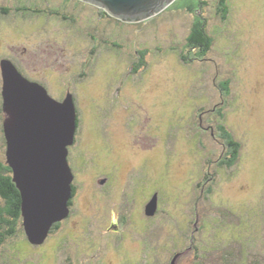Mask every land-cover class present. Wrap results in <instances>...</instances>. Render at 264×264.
Returning <instances> with one entry per match:
<instances>
[{
	"label": "rangeland",
	"instance_id": "obj_1",
	"mask_svg": "<svg viewBox=\"0 0 264 264\" xmlns=\"http://www.w3.org/2000/svg\"><path fill=\"white\" fill-rule=\"evenodd\" d=\"M176 1L115 22L88 1L0 0V64L56 99L71 91L79 120L69 216L41 245L18 224L0 264H264V0H229L226 20L218 0ZM198 16L215 41L196 59ZM220 123L241 145L234 160ZM0 147L5 160L1 117Z\"/></svg>",
	"mask_w": 264,
	"mask_h": 264
},
{
	"label": "water",
	"instance_id": "obj_2",
	"mask_svg": "<svg viewBox=\"0 0 264 264\" xmlns=\"http://www.w3.org/2000/svg\"><path fill=\"white\" fill-rule=\"evenodd\" d=\"M102 6L112 16L139 21L174 0H84ZM3 130L6 161L22 196L23 226L29 242L43 244L52 228L66 219L74 195L69 162L79 124L71 91L62 100L40 82L27 78L10 59L1 61ZM157 196L147 206L157 210ZM179 254L170 264H178Z\"/></svg>",
	"mask_w": 264,
	"mask_h": 264
},
{
	"label": "trees",
	"instance_id": "obj_3",
	"mask_svg": "<svg viewBox=\"0 0 264 264\" xmlns=\"http://www.w3.org/2000/svg\"><path fill=\"white\" fill-rule=\"evenodd\" d=\"M71 1V0H69ZM78 2H84L87 4L88 2H85L84 0H76ZM186 6L189 7L191 11H195L196 9H200L202 5L207 4L204 0H198L199 3L194 5L192 3V0L186 1ZM90 4V3H88ZM180 4V6H184L185 2L183 3L181 0H177L175 6ZM200 4V5H198ZM196 6V7H195ZM22 10H30L32 12H40L36 9L37 6L33 8L28 7H21ZM8 11V9H6ZM218 11L223 20H226L229 18L230 15V4L229 0H218ZM56 14L58 11H55ZM105 18L108 17V19L112 18L113 16L108 13V11H104ZM112 16V17H111ZM115 20V22H124V20H121L120 18L118 20L112 18ZM215 37L213 34H211L205 25L204 19H200L199 16L196 18L191 32L187 37V43L186 47L188 48V51L190 53H193L197 58H202L208 54V52L211 50V48L214 45ZM140 52V61L141 64L144 63L143 56L146 53V51H138ZM188 54H181L183 60L193 59L194 57H189ZM140 65V64H139ZM220 85L222 86L223 90L226 94L230 93L231 85L230 80H223ZM3 102V99H2ZM221 116H223L222 112H220ZM0 117L4 119V112L3 107L1 105L0 107ZM220 134L225 137L226 145L229 148V155L230 158H227L229 160H234L236 157H238L239 150H240V143L234 139L232 133L229 131L227 126L223 123H220L219 125ZM4 133V130H3ZM6 143V139H5ZM1 149V147H0ZM6 156V152H5ZM76 190V186L74 185V192ZM151 200V199H150ZM149 200V201H150ZM72 202V201H71ZM70 202V204H71ZM20 224V226L23 228L24 232V226H23V217H22V196L20 190L17 188V185L13 181V170L8 165L6 158L5 160L0 159V247L5 243L8 236L16 234L17 226ZM60 222L55 224L53 229L59 227ZM26 234V233H25ZM27 236V235H26ZM176 255V254H175ZM204 264V263H202Z\"/></svg>",
	"mask_w": 264,
	"mask_h": 264
},
{
	"label": "flooded vegetation",
	"instance_id": "obj_4",
	"mask_svg": "<svg viewBox=\"0 0 264 264\" xmlns=\"http://www.w3.org/2000/svg\"><path fill=\"white\" fill-rule=\"evenodd\" d=\"M105 181H106V180L104 179L102 183H105ZM133 192H134V191H133ZM71 201H72V200H71ZM71 205H72V202H71V204H70V207H71ZM121 219H124V218L121 216ZM125 220H126V218H125ZM125 220H124V221H125Z\"/></svg>",
	"mask_w": 264,
	"mask_h": 264
}]
</instances>
